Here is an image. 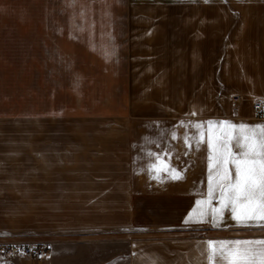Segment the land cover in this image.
I'll return each instance as SVG.
<instances>
[{
  "label": "crops",
  "instance_id": "1",
  "mask_svg": "<svg viewBox=\"0 0 264 264\" xmlns=\"http://www.w3.org/2000/svg\"><path fill=\"white\" fill-rule=\"evenodd\" d=\"M137 5L132 11L140 15L126 26L128 43L140 47L132 48L136 58L130 59L124 114L111 116L107 145L70 148L68 133L53 132L46 53L44 63L31 69L27 111L10 102L0 111V204L81 209L60 215L74 222L40 233L64 239L62 259L48 264H209L204 253L210 243L264 241L259 215L241 223L230 206L213 212L221 205L214 173L208 199L207 159L209 122L213 136L231 132L229 123L264 125V114L255 110L256 103L264 104V0ZM51 11L52 0H0V44L52 42L51 21L21 18L22 12L41 17ZM19 70L3 66L2 92L15 87V79L20 86ZM201 208L208 214L199 216ZM19 217L0 215V239L12 236V221ZM77 236L91 241L87 251L107 250L108 256L69 260L70 238Z\"/></svg>",
  "mask_w": 264,
  "mask_h": 264
},
{
  "label": "rangeland",
  "instance_id": "2",
  "mask_svg": "<svg viewBox=\"0 0 264 264\" xmlns=\"http://www.w3.org/2000/svg\"><path fill=\"white\" fill-rule=\"evenodd\" d=\"M139 3L140 0H52V11L46 15L41 13L40 17L39 13L22 12V19L46 18L51 21L52 42L0 44V75L3 66L11 73L13 70L17 73L20 68L21 73L20 86L16 87L15 79V87L10 85V90L5 93L1 91L3 76H0V111L3 103L8 102L20 103L21 111H27L34 79L31 69L39 61L44 63L42 54L46 53L47 72L51 75L47 92L51 94L53 132L68 133L70 148H76L78 143H85V148H92L99 142L107 145L111 116L124 114L130 59L136 58L133 54L136 50L133 52L132 48L140 47L128 43L126 26L129 20L140 15L139 11H132ZM78 134L83 139L77 140ZM159 206L172 209V205H142L145 209L162 211ZM78 208L75 204L60 203L47 208L25 203L0 204V215L20 216L12 221V236L0 240L43 243L50 248L46 264L51 260L59 262L64 255L61 244L64 239L60 236L46 239L40 233L50 226L60 229L65 223L74 222L60 219V215H77L78 210L81 211ZM30 215H47V218L31 219ZM81 237L70 238L73 242L69 245V260L108 256L107 250L100 253L87 251L91 249V241L88 238L83 241ZM120 247L124 249L125 244ZM15 260L18 264H44L25 257Z\"/></svg>",
  "mask_w": 264,
  "mask_h": 264
},
{
  "label": "snow or ice",
  "instance_id": "3",
  "mask_svg": "<svg viewBox=\"0 0 264 264\" xmlns=\"http://www.w3.org/2000/svg\"><path fill=\"white\" fill-rule=\"evenodd\" d=\"M227 127L232 131L216 136L212 135V122L208 127V199L213 198L214 173L221 205L213 212L230 206L234 218L241 223L257 215L264 220V125L229 123ZM207 214L205 208L198 212L201 217ZM204 254L209 264H264V241H235L219 246L210 243Z\"/></svg>",
  "mask_w": 264,
  "mask_h": 264
},
{
  "label": "built area",
  "instance_id": "4",
  "mask_svg": "<svg viewBox=\"0 0 264 264\" xmlns=\"http://www.w3.org/2000/svg\"><path fill=\"white\" fill-rule=\"evenodd\" d=\"M239 96L234 98L239 102ZM255 110L258 115L264 114V104L258 102L255 104ZM50 256V248L40 242H25L20 240H0V261L15 260L20 257L28 258L35 262H43Z\"/></svg>",
  "mask_w": 264,
  "mask_h": 264
}]
</instances>
